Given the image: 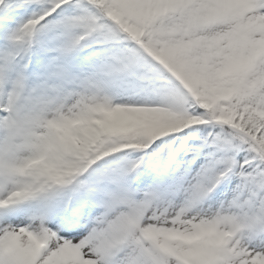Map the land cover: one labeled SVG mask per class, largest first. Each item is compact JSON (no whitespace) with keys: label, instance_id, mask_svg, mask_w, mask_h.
Listing matches in <instances>:
<instances>
[{"label":"snow or ice","instance_id":"6c2138e0","mask_svg":"<svg viewBox=\"0 0 264 264\" xmlns=\"http://www.w3.org/2000/svg\"><path fill=\"white\" fill-rule=\"evenodd\" d=\"M0 264H264V0H0Z\"/></svg>","mask_w":264,"mask_h":264}]
</instances>
